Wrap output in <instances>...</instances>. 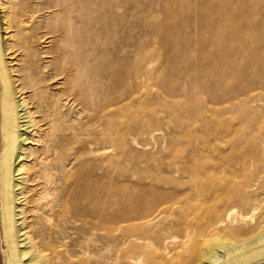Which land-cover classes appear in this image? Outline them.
Returning <instances> with one entry per match:
<instances>
[{
  "label": "rangeland",
  "instance_id": "obj_1",
  "mask_svg": "<svg viewBox=\"0 0 264 264\" xmlns=\"http://www.w3.org/2000/svg\"><path fill=\"white\" fill-rule=\"evenodd\" d=\"M1 2L4 6L3 9L8 14L7 21L10 27L7 29V35L13 32L8 38L10 39L8 40L9 51L12 55L14 54L16 78L20 77L19 83L21 84L31 85L29 79L23 78L26 72L22 69L27 63L31 65L32 77H40V74H43V67L46 65L48 66L45 69L46 71L63 69V71L68 72L69 70L73 74H75L78 67H81L85 71L84 79L92 78L93 80L113 77V75L123 73L122 71L130 66V70L133 67L134 71L141 70L140 73L142 72L138 94L134 93L131 100L130 98L125 99L126 102H123L124 110L119 111V113L122 112L121 115L116 114L118 122L122 119L121 123H118L120 125L117 124L108 129L112 134L111 137L116 139L114 146V149L115 147L116 149H111L109 156L100 158L97 156L99 154L95 155L99 151L96 153L89 152L92 145L88 143V140H99L98 143L100 142V144L98 145L100 146L105 144L103 141L104 137L107 136L100 134L99 130L103 128L101 122L98 125L89 123L88 126L85 115L89 113L88 111L81 112L82 128H80V131L82 129V132L79 136V155L81 158L77 164L79 166H75L77 168L75 171L72 167L68 168L70 172L77 175V181L85 179V176L91 172L86 173V170L89 171L93 168L94 173L102 174L104 168L108 167L114 169L116 173L112 175L114 179L120 178L118 174L120 172L125 174L126 177L130 173L129 178L132 180L143 182L145 178L146 182L144 181V183L149 181L148 183H153L155 186V183L158 182L156 187L163 189V191H181L179 189H184L188 182L186 179L180 178L183 182L180 181L179 183L177 179L179 173L173 174V168L182 164L185 166L189 164L186 167L191 165V168L193 167L196 172L201 173L200 182L203 185L208 186L212 178L213 183H211V186H219L218 188H221V190L226 187L235 190L246 183L252 185L248 189L251 192L250 196L252 199H255V197L260 199L259 201L255 200L256 203L253 201L257 204L256 212L255 210L254 212L256 216H264V0H63L64 5L62 3V6L64 7H55L56 0H1ZM58 9L63 13H60ZM16 13L21 16L14 15ZM21 17L25 21L19 24L20 30L17 20ZM16 18L18 19L16 20ZM68 28L71 30V34L67 30ZM25 54L26 56H24ZM74 60H77L79 65L77 63L71 64ZM138 65H140L139 69ZM114 78L116 79V77L112 79ZM65 79L66 75L63 73L53 79L55 83L53 80L49 81V92L64 87L65 84L62 83ZM121 88L128 89L127 86ZM27 89L26 95L29 97L32 95L33 90L32 88ZM134 95L136 96L134 97ZM133 98L135 99L132 100ZM70 105L71 101H66L65 111L67 112L65 115L68 119L72 118L74 110L69 108ZM118 105L121 106L119 103ZM33 106L35 107V105ZM37 114V119L40 120L42 114ZM137 114L139 117L143 115L141 119L145 132L143 131L142 135L136 137L137 142L141 144L125 143L123 131L126 127L133 126V118L135 120L138 117ZM125 122H127V126ZM40 123L44 124V121ZM69 123L70 121L65 122V126H69ZM42 127H46V125ZM225 127L226 129H224ZM114 132H116V135ZM117 137H119V140ZM70 138V136H67L68 141L66 139L64 141L67 144H72ZM64 141H62L64 146L59 143L58 147L61 146L62 148L57 149L58 151H56L54 157L55 162L59 165L61 163L62 165L67 164L73 152L71 148L73 144H70L71 147H69L70 145L64 144ZM120 141L124 143L122 144ZM192 145L194 146L192 147ZM197 148H199V151L203 150L201 154ZM120 152H125L124 155L127 153L125 157L130 156L129 159L117 160ZM185 152L186 154H184ZM196 154L198 157H196ZM3 155L0 136V183L1 176L4 174L1 167ZM31 158H28V160ZM189 160L191 163H189ZM170 165L171 167H169ZM102 167L104 168L102 169ZM202 167L206 170L203 171ZM182 168L180 174L184 170ZM131 170L137 173L138 176H135L137 174ZM168 170V174L165 173ZM127 171L128 174H126ZM147 173H152V177L155 175V179L158 181H155L152 177H144L149 176ZM60 174L62 176L63 171ZM140 176L141 180L138 178ZM161 176L172 179L176 185L170 183L171 180L168 181L167 178L162 180ZM206 177L207 179H205ZM70 178L63 181L66 184L63 183L65 188H63L64 185L61 182L63 177L57 182L58 189L56 192H60V197L67 196L63 197L64 199L62 198V207L58 205L51 212V223L53 224L50 223V228L57 231L56 224L58 223L64 227V230L62 229L63 233L60 231L58 234H55L53 230L49 240L57 251L68 248L69 252H64L66 255L63 253L64 259H67L66 261L69 260L74 264H102L101 258L98 257L92 262L82 259L84 252L80 249V243L86 239V235L78 229L79 225H82V221H73V218H69V216H71L72 208L82 205L81 202L83 201L78 193H76L78 196L75 195L79 188L78 183H75L74 180L71 182L73 178ZM159 179L164 181L163 184ZM214 180L217 182H214ZM30 182L31 184H28L34 186L41 181L34 180ZM69 182L70 186L68 187ZM220 182H223L222 185H219ZM168 183L171 184V187ZM227 183L229 188L228 185L226 186ZM164 185L166 186L164 187ZM177 185L178 189L176 188ZM41 187V185H36L34 187L36 189L28 192L30 202L27 204L25 211L26 224L37 223L39 215L49 214L47 210L40 206L37 210L34 208L36 205L32 193H36L37 189L42 192L46 191L45 188ZM73 187L77 188L74 190ZM70 188H72V191ZM64 189L66 193L68 191L74 192L73 195L69 192L63 195L64 192H61V190ZM221 190L220 192H223V195L218 193L219 196H217L215 202H210L213 206L226 197L225 191ZM47 191L55 192L51 189ZM68 198L72 199L73 204H71L70 199V201L65 200ZM64 200L69 203L70 206H67V208L70 209H65L67 203ZM76 201L78 204H75ZM238 205L240 204L235 206L237 207L236 210L244 211V206ZM67 212L68 215H65ZM173 214L176 215L175 210L166 214L167 219L170 217L168 220L164 215L163 222L176 219ZM65 216H68L69 219L64 220ZM61 220L64 221L61 222ZM1 224L0 219V264H16V259L12 253L13 245L10 242L8 244L10 239L6 236L5 228ZM115 225L116 223L112 224V227L110 226L112 228L109 230L110 232L113 229L117 230L119 224L116 228H113ZM32 228L33 226L29 229L32 230ZM140 228L139 224L135 225L133 232L139 233ZM117 231L115 233L112 231V234L118 233ZM97 233L102 238L95 237L91 239L98 249H103L105 247L103 237L104 235L107 236L105 234L107 232L106 230H100ZM103 233L104 235H102ZM256 233L242 236H234L232 233H229V236L224 233L226 237L220 233L221 236L219 234L217 236L221 239L230 238V242L237 243L246 241ZM203 246L197 245L195 248L202 250L204 249ZM175 251L168 255L169 262L172 260L170 264L172 262L173 264H182V255L185 256L183 261L186 260V263L183 262L184 264H190L189 262H192V264H207L209 262V252L194 255L189 249L184 250L182 253L180 249L176 255ZM49 252L51 253V251H48V253L42 251V254L47 256L51 263L53 260H51ZM103 253L105 252L103 251ZM224 253L221 249L215 251L214 256H217V260H220V262L214 264H264V243L257 244L253 248L244 246L243 249H236L228 254ZM191 255L192 257H190ZM187 256L188 260L185 259ZM204 260L208 262L205 263ZM144 262L145 258L144 260L142 258L138 264Z\"/></svg>",
  "mask_w": 264,
  "mask_h": 264
},
{
  "label": "bare ground",
  "instance_id": "obj_2",
  "mask_svg": "<svg viewBox=\"0 0 264 264\" xmlns=\"http://www.w3.org/2000/svg\"><path fill=\"white\" fill-rule=\"evenodd\" d=\"M62 1L63 0H56L54 6H62V3L64 5V2ZM2 5L3 4L0 0V136L4 153L1 161V167L4 171V174H2L1 176L2 180L0 183V219L3 224L1 225L5 228V234L10 239V241L8 240V244L10 242V244L13 245L12 253L13 257L16 259V264H39L40 262L41 264H74V262L71 263L69 260L66 261V258L64 259L63 253L69 252V250H67V247L66 250L63 249V251H57L55 249V246H53V243L49 240V237L52 234L51 232L54 230V228L53 230L50 228V214L51 212H53V210H55V207H57L58 205H62V198L64 197H60V192H56L58 189L57 182L61 180L62 177V184L64 183L63 181H66L71 177L73 178H70L71 182L72 180H74L75 183H78L77 185L79 186V188L77 189L78 192L76 191L75 195L78 196L79 194V197L83 202H81L82 205H75L76 207L72 208L73 210H71L72 212L69 218H73V221H82V225H79L78 229H80L84 233V235H86V239L81 241V243L79 242L80 249H82V251L84 252V255L82 254V259H87V261L89 262H92L95 258L98 257L101 258L103 262L102 264H138V262L142 258L143 260L145 258V262L143 264H170L172 260L170 258L171 261L169 262L168 255L172 251L176 250L175 254L177 255L178 250L181 249L182 251L180 252L182 253L184 252V250L189 249L194 255H198L203 252H206L207 254L209 252V262L207 261L208 259L204 261L205 263L207 261V264H214L220 262V260H217V256H214L217 249H221L225 252L224 254H228L232 251L234 252V250L236 249H243L244 246L246 248H253L257 244L264 243V216L262 215L259 217L256 216L255 213V209L257 208V204L255 203L260 199L259 197H255V199H252V197L250 196L251 192L248 190L252 185L247 183L243 184L235 190L227 189V187L221 190V188H218L219 186H211V183H213L212 178L211 182L208 180L209 185L206 186L205 184L203 185V183L200 182V177L202 176L201 173L196 172L193 167L191 168V165L190 167H186L189 164H187L186 166L183 164V166L181 164V166H178L179 164H176L178 167L173 168V174L179 173V178L177 177L179 183L180 181H182V179L180 180V178H183V180L186 179V181L188 182H186L187 184L184 183L186 184L184 189H179L181 191H163V189L161 190L156 187L158 182L155 183L156 186L153 185V183H148L149 181L147 183H144V177H152V173H147L149 176L146 175L143 177L141 175V172L140 175L144 178L143 182L136 181L135 179H130V173L128 171L126 172V174L129 173L128 177L120 172L118 173L120 175H118L120 178L114 179L112 176L115 173L114 169H110L108 167H102V169L104 168V173L102 174L94 173V170L92 171L93 168L89 171L86 170V173L90 171L93 173L90 172L91 174H85V179H80L78 181H82L78 182L76 179L77 175L74 172H70L68 168L72 167V169L74 168L75 171L77 169L76 167L79 166L77 164L81 158L79 155V136L82 132V129L80 131V128H82L80 121L81 112L88 111L89 114L85 115L88 126L89 123H91V125H98V123L100 124L101 122L103 128L99 130L100 134L107 136L104 137L105 139L103 142H105V144L100 146L98 145L100 144V142L98 143L99 140H88V143L90 145L95 146H91L89 152L96 153L97 151H101L100 153L97 152L95 154H99L97 156H99L100 158L109 156L110 150L114 149L116 139L111 137L112 134L110 131H108V129L116 126L118 123H121L122 119L118 122V116L116 114L118 113L119 115H121L122 112L119 113V111L124 110L123 102L125 101V99L130 98L131 100V96L134 93L136 95L138 94V89L141 85L140 83L142 79V72L140 73L141 70L134 71L133 67L132 70H130V66L125 71H122L123 73H120L121 75H113V77H116V79H112L113 77H103L99 80H93L92 78L84 79L85 71L82 70L81 67H78V69H76L75 71V74H73L69 72V70L67 72L63 71V69L46 71L45 69L46 67H48L46 65L43 67V71L41 70L43 74H40V77H32L33 71L31 69V65L27 63L22 69L26 72L23 78L29 79L31 85L28 86L24 83L21 84L19 83L20 77L18 79L16 78V68L14 69L15 62L13 60L14 54L12 55L9 51L10 47L8 44V40L10 39L8 38L13 34V32L7 35V29L10 26L8 25L7 21L8 14L6 13L5 9H3L4 6ZM58 10L60 13H63L60 9ZM14 15H17L18 17L21 16L19 13H16ZM21 18H16V20L18 19L17 25L19 29L21 28L19 24L25 21L23 20V17ZM69 28L67 30H69ZM70 31L71 30H69V33ZM24 47L25 49H27L26 46ZM24 56H26V54ZM76 63L77 65H79V62H77V60H74V62H72L71 64ZM138 66L137 67L139 69L140 65ZM63 73H65L66 75L65 81H63L62 83L63 85L65 84V86L56 89V91L54 92H49V81L56 79L57 76L62 75ZM122 86H127L128 89L124 90V88H121ZM27 88H32L33 90L32 95H30L29 97L26 95V93L28 92ZM136 95H134V97ZM134 99L135 98H133L132 100ZM66 101H71V105L69 106V108L71 110L74 109L72 112V118L70 119L66 118L65 115V113L67 112L65 111ZM118 103L121 104V106H117ZM33 105H35V107ZM114 106H116L117 108ZM127 106H129V104H127ZM37 113L42 114V118L40 120L37 119ZM142 116L136 117L135 120L133 118V126H128L125 128V131H123V139H125V143L131 142L136 145L141 144L137 142L136 137L140 134L142 135L144 131V127L142 125L143 121L141 119ZM41 121H44V124L40 123ZM67 121H70V123L69 126L66 127L65 122ZM126 121L128 122L129 120L127 119ZM127 122H125V125ZM43 125H46V127H42ZM224 129H226V127ZM114 134L116 135V132H114ZM67 136L71 137L70 139L72 141L70 139L69 140L72 142L73 147H71L72 144L70 143V141L69 143L71 145L67 144L66 141H64ZM117 138L119 140V137ZM61 140L64 141V144L70 145L69 147L73 149V152L68 159V163L64 165H62V163L59 165L54 160L55 153L56 151H58L57 149L61 147H58L59 143L62 145ZM121 143L123 144L124 142L122 141ZM193 146L194 145H192V147ZM197 149L199 151V148ZM202 151H199L200 154L202 153ZM67 153L69 154V152ZM124 154L125 152H120L117 156V160L121 161L129 159L130 156L126 158L125 156H127V153L126 155ZM184 154H186V152ZM66 156L68 157L67 154ZM196 157H198V155ZM28 158L31 159L28 160ZM58 161L60 162V160ZM175 162L177 161L175 160ZM189 163H191V161ZM169 167H171V165ZM181 167H183L182 169L184 170L180 174ZM202 168L203 171L206 170L204 167ZM61 171H63L62 176L60 174ZM168 172L169 170L165 171V173L167 174ZM206 173H208V171H206ZM79 175L81 176L80 172ZM135 176H138V174ZM141 176L138 178L140 179ZM152 178L155 181H158L155 179V175H153ZM163 178L166 179L167 177H162V180H164ZM205 179H207V177ZM34 180H40L41 182L35 184L34 186H30L28 183L31 184L30 181ZM170 180V183H173L172 179H169L168 181ZM176 181L174 182L177 183ZM161 182L163 184L164 181ZM214 182L217 181L214 180ZM221 183L223 182H220L219 185ZM36 185H41L43 189L45 188L44 190L46 191L42 192L37 189V192L35 190L36 193H32L33 201L36 205L34 206V208H36L37 210L38 206H40L47 210L49 214H45L44 216L39 215V221L37 223L33 222L32 224H26L27 217L25 216V211L27 209V204L30 202L28 198V192L36 189L37 187L34 188ZM65 185L63 188H65ZM169 185L171 187V184ZM227 185L228 183L226 184V186ZM67 186H70V182L69 184H67ZM128 186L131 187L129 188ZM165 186L166 185H164V187ZM76 188H74V190ZM173 188L175 189V186ZM176 188L178 189V185ZM49 189L54 190L55 192H48L47 190ZM70 189L72 191V188ZM220 190L225 191L224 193L226 197L221 202H217V205L215 204V206H213L210 202H215V199H217V196H219L218 193H221ZM64 191L65 189L61 190V192ZM68 192H64L63 195H65V193L68 194ZM69 193L73 195L74 192ZM263 195L261 194L262 197ZM69 199L70 198L65 200ZM70 200L69 201L71 202V204H73L72 199ZM195 200L198 202H196ZM253 201H255V203ZM78 202L80 203V201ZM65 203L67 202L65 201ZM76 203L77 201L75 202V204ZM67 204L65 205V209H68L69 207L67 208V206H70L69 203ZM237 204H240L238 206H244V211H239L238 209L237 211V207H235L237 206ZM184 206H186L187 208ZM59 210L61 211V209ZM174 210L176 211L177 216L174 214L173 215L176 217V219H172L168 222H163V216L167 213H171ZM65 215H68V212L65 213ZM65 217L66 218H64V220L69 219L67 218L68 216ZM64 220H61V222ZM115 223L116 225L113 228H116V226L119 224L117 226L118 231L116 230L118 233L113 235L112 233L115 230L113 229V232H110L109 230L112 229L110 228V226L112 227V224ZM137 224H139V226L141 227V231L139 233L133 232V227H135V225ZM32 226V230L29 229ZM56 227H58V229H56L57 231L54 230L55 234H58L64 228L58 223L56 224ZM100 230H106L107 232L105 233L107 234V236L104 235V233L102 234L104 235L103 238L105 239V247L103 249H98L96 247V244H94L91 239L95 237H101L97 233V231L100 232ZM223 232L226 234L227 232L232 233L234 236H242L245 234L252 235L255 233L256 235L252 236L246 241L234 243L229 241L230 238L221 239L217 236L218 234L220 235V233L224 234ZM229 233L227 235H229ZM95 241L97 242V240ZM197 245H204V249L201 250L195 248V246ZM39 248L42 249L40 250ZM42 251H47V253L48 251H51V253L49 252L50 258L51 260H53L51 261V263L49 262V258L42 254ZM103 251L105 253H103ZM183 257L185 256L182 255V264L186 263V260H184L185 262L183 261ZM190 257H192V255ZM185 259L188 260V256ZM38 260L40 261L39 263ZM189 263L192 264V262Z\"/></svg>",
  "mask_w": 264,
  "mask_h": 264
}]
</instances>
